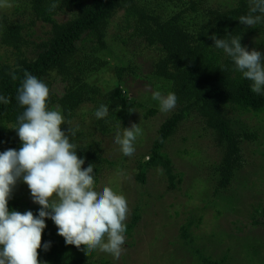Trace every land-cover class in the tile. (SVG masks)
Listing matches in <instances>:
<instances>
[{
  "label": "trees",
  "instance_id": "obj_1",
  "mask_svg": "<svg viewBox=\"0 0 264 264\" xmlns=\"http://www.w3.org/2000/svg\"><path fill=\"white\" fill-rule=\"evenodd\" d=\"M6 2L9 7L0 15V45L6 47V52L0 53V96L9 102L0 101V152L10 148L19 150L21 146L17 132L12 128L17 126V118L24 110L17 101V90L27 72L50 89L47 105L65 117L62 130L67 132L69 127L76 130L75 136L68 134L70 142L77 146V155L84 159L83 168L94 165L97 188L105 165L117 168L118 162L102 156L94 141L120 125L128 127L136 109L139 106L147 108L134 99L125 86L127 78L139 76L141 66L116 51V48L126 51L132 40L139 39L144 42L146 53L153 50L157 55L154 59L149 54L152 70L147 75L148 81L153 82L161 94L174 93L177 103L173 114L161 124L149 159L141 161L137 179L146 184L147 174L160 168L169 190L178 189L183 183V174L176 171L165 149L186 119L197 118L203 122L204 130L212 134L222 153L216 169L219 178L215 194L232 185L245 162L241 145L259 139L245 117L264 114V94L251 91V81L243 78L231 58L214 46L211 37L214 34L223 39L240 37L244 47L250 40L264 57V18L253 27L239 22V17L249 14V0H230L233 6L230 4L229 8L208 5V0ZM64 15L69 16L66 22L59 20ZM40 22L52 28L45 33L47 37L38 41L34 38ZM113 26H119L115 47L112 44L114 39L108 37ZM87 42L94 44L91 52L78 60L79 46ZM100 72H106V87L92 82V76ZM87 102L93 104L89 123L90 128L97 131L94 141L87 139L85 126L70 125ZM101 105L108 106L109 114L104 119H97L95 112ZM146 111V117L159 112L156 108H147ZM142 196L152 200L151 194ZM40 207L17 194H12L8 201L9 211L31 210L38 215ZM140 211L141 205L135 209L134 220L127 225L129 235L136 226L135 222L140 220ZM259 214L264 217V209ZM45 223L42 245L50 242V247L47 251L43 247L38 249L43 259L41 264L109 263L97 259V250L86 254L84 246L66 245L54 222L46 218ZM255 223H258L256 219ZM200 261L201 264H229L228 255L219 260L205 255Z\"/></svg>",
  "mask_w": 264,
  "mask_h": 264
},
{
  "label": "rangeland",
  "instance_id": "obj_2",
  "mask_svg": "<svg viewBox=\"0 0 264 264\" xmlns=\"http://www.w3.org/2000/svg\"><path fill=\"white\" fill-rule=\"evenodd\" d=\"M207 3L221 8L232 5L230 0H208ZM6 7H9L6 0H0V15L5 13ZM59 20L66 22L69 16H61ZM51 28L50 25L38 23L34 39L41 41L42 37L48 36L45 33ZM118 33L119 26H113L108 33V37L114 39V47ZM253 44L247 40L246 49H255ZM93 45L89 42L80 44L77 59L88 55ZM129 46L126 51L121 48H116V51H121L119 54L123 58H131L141 69L138 77L127 78L125 86L134 99L147 108L158 109V114L146 117L147 108L139 106L128 127L120 125L95 141L97 131L90 128L89 120L93 106L91 102L85 103L82 106L84 109L70 123L85 126L87 139L99 145L102 156L118 162V167L122 165L116 168L106 164L96 190L109 186L126 197L129 208L126 228L136 216L135 209L141 205L140 220L135 222L130 235L125 233V250L119 259L99 250L97 259L108 261V264H201L200 260L205 255H212L217 260L228 255L229 264H264V217L259 214L264 209V114L255 118L245 117L259 139L241 145L244 166L237 172L232 185L217 195L215 189L219 176L216 169L222 153L212 134L204 130L203 122L197 118L186 119L165 149L176 171L183 174L184 180L178 189L169 190L163 170L148 173L146 184L139 182L140 163L148 160L161 124L176 108L161 112L158 102L151 98L157 88L147 79L152 70L148 57L150 54L155 59L156 52L152 50L146 53L144 42L139 39L132 40ZM4 52L6 47L0 45V53ZM261 55L263 57V53ZM106 76V72L94 74L92 82L106 87ZM133 124L139 125L140 133L133 142L134 153L125 156L115 143V137L117 132L122 134L124 128H130ZM12 194L25 196L26 200L36 204L22 179ZM145 194H151L152 200L142 198ZM255 219L258 223H255ZM38 260L40 264L43 262L39 252Z\"/></svg>",
  "mask_w": 264,
  "mask_h": 264
},
{
  "label": "clouds",
  "instance_id": "obj_3",
  "mask_svg": "<svg viewBox=\"0 0 264 264\" xmlns=\"http://www.w3.org/2000/svg\"><path fill=\"white\" fill-rule=\"evenodd\" d=\"M262 18L264 0H249V14L239 17V22L253 27ZM211 39L216 48L231 58L243 78L251 81V91L264 94L261 52L247 50L240 37L223 39L214 34ZM49 95L50 89L44 82L25 72L17 90V101L24 110L17 118V126L12 128L21 146L19 150L0 152V264H40L38 249L43 247L47 251L50 247V242L42 245L46 218L54 222L66 245L84 246L86 254L99 250L119 259L125 250L129 211L126 197L109 186L96 190L94 165L82 167L85 161L77 155V146L68 135L75 136L76 130L70 127L67 132L62 130L65 117L59 110L48 108ZM151 98L158 102L161 112L171 111L177 103L171 92L162 95L155 91ZM0 101L9 102L3 96ZM108 114L106 105L95 112L97 119ZM139 133L137 124L124 128L122 134L117 132L115 143L123 155L134 153L133 142ZM21 179L28 186L33 202L41 206L38 215L31 210L9 211L8 201Z\"/></svg>",
  "mask_w": 264,
  "mask_h": 264
}]
</instances>
